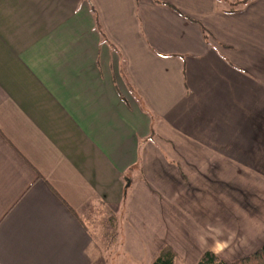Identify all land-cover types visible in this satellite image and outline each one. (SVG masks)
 Listing matches in <instances>:
<instances>
[{"label":"crops","instance_id":"0c3cea01","mask_svg":"<svg viewBox=\"0 0 264 264\" xmlns=\"http://www.w3.org/2000/svg\"><path fill=\"white\" fill-rule=\"evenodd\" d=\"M235 1L0 0V264L264 245V0Z\"/></svg>","mask_w":264,"mask_h":264},{"label":"rangeland","instance_id":"374dc122","mask_svg":"<svg viewBox=\"0 0 264 264\" xmlns=\"http://www.w3.org/2000/svg\"><path fill=\"white\" fill-rule=\"evenodd\" d=\"M262 172L264 173V169H262ZM262 186L256 187V193L258 194L262 190ZM264 201V200H263ZM263 201L257 200V205H260L259 207H255V211H261L262 207L264 205ZM236 205L238 207H244L246 202L242 201V197H239V199L236 201ZM263 225V226H262ZM259 227H262L259 229ZM254 230V231H253ZM264 230V222L263 220L257 222V226L255 228H251L250 233H254L257 231H263ZM258 234L260 232H257ZM108 237V236H107ZM92 252H94V256L96 258L97 264H142L141 262H138L134 259L133 256L126 254L125 251H122L120 249L119 243L114 244L110 238L104 241H101L98 238V242L96 243L95 247L93 248Z\"/></svg>","mask_w":264,"mask_h":264},{"label":"trees","instance_id":"16d2710c","mask_svg":"<svg viewBox=\"0 0 264 264\" xmlns=\"http://www.w3.org/2000/svg\"><path fill=\"white\" fill-rule=\"evenodd\" d=\"M251 0H238L232 4L231 12L237 11L241 6L247 4ZM127 196V192H126ZM153 264H178L174 250L170 247H165L153 261ZM198 264H264V245L257 251L240 258L239 260L228 263L218 254L213 251L204 253Z\"/></svg>","mask_w":264,"mask_h":264},{"label":"clouds","instance_id":"9594fccd","mask_svg":"<svg viewBox=\"0 0 264 264\" xmlns=\"http://www.w3.org/2000/svg\"><path fill=\"white\" fill-rule=\"evenodd\" d=\"M224 246H226V245H222V246H220V247H224Z\"/></svg>","mask_w":264,"mask_h":264}]
</instances>
